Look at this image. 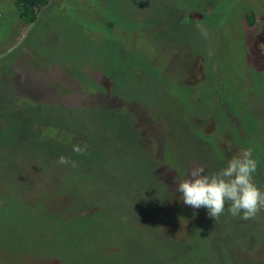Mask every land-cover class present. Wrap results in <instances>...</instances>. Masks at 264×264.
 Returning a JSON list of instances; mask_svg holds the SVG:
<instances>
[{
  "label": "rangeland",
  "instance_id": "1",
  "mask_svg": "<svg viewBox=\"0 0 264 264\" xmlns=\"http://www.w3.org/2000/svg\"><path fill=\"white\" fill-rule=\"evenodd\" d=\"M248 147L264 191V0H0V264H264L176 192Z\"/></svg>",
  "mask_w": 264,
  "mask_h": 264
},
{
  "label": "clouds",
  "instance_id": "2",
  "mask_svg": "<svg viewBox=\"0 0 264 264\" xmlns=\"http://www.w3.org/2000/svg\"><path fill=\"white\" fill-rule=\"evenodd\" d=\"M73 152L82 154L83 149L79 145H73ZM57 162L77 166L76 161L64 155ZM257 167L253 149L244 148L218 172L205 174L204 167L197 164L188 177L178 183L176 192L182 194L184 204L194 209L206 208L208 216L215 221L223 215L226 204L233 217L254 219L264 211V191L254 182Z\"/></svg>",
  "mask_w": 264,
  "mask_h": 264
},
{
  "label": "trees",
  "instance_id": "3",
  "mask_svg": "<svg viewBox=\"0 0 264 264\" xmlns=\"http://www.w3.org/2000/svg\"><path fill=\"white\" fill-rule=\"evenodd\" d=\"M48 1L49 0H15V6L19 12L20 18L25 23H31L35 20L37 16V11L39 10V8L43 6L44 4H46ZM73 134L74 133H70L69 135H73ZM77 142H78L77 144L84 151H87V145H86L85 139L82 141L77 140ZM211 220H212L211 217L207 216L206 221L210 222ZM232 227H233V224L230 225V227L223 229L222 237H223L224 242L221 244V248L229 252L230 260L231 259L236 260L235 257L233 256V253L235 251V247H236L235 243H236L237 237H236L235 231L232 230L233 229ZM227 229H230V232L232 233L230 234V232H228ZM230 238H232V240Z\"/></svg>",
  "mask_w": 264,
  "mask_h": 264
}]
</instances>
